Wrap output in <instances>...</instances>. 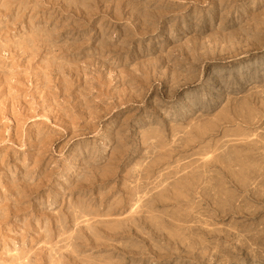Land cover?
<instances>
[{
  "label": "rangeland",
  "instance_id": "obj_1",
  "mask_svg": "<svg viewBox=\"0 0 264 264\" xmlns=\"http://www.w3.org/2000/svg\"><path fill=\"white\" fill-rule=\"evenodd\" d=\"M103 263L264 264V0H0V264Z\"/></svg>",
  "mask_w": 264,
  "mask_h": 264
},
{
  "label": "bare ground",
  "instance_id": "obj_2",
  "mask_svg": "<svg viewBox=\"0 0 264 264\" xmlns=\"http://www.w3.org/2000/svg\"><path fill=\"white\" fill-rule=\"evenodd\" d=\"M128 220H129V219H128ZM127 222H128V221H127ZM131 223H133V221H132V222L130 221V224H131ZM128 227H129V225H128ZM76 251H77V250H76ZM70 252H71V251H70ZM73 252H74V251H73ZM73 252H72V253H73ZM70 254H71V253H70ZM71 255H72V254H71ZM103 264H106V263H103ZM107 264H108V263H107Z\"/></svg>",
  "mask_w": 264,
  "mask_h": 264
}]
</instances>
